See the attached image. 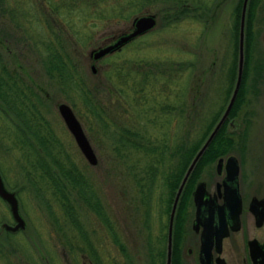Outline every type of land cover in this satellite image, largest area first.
I'll use <instances>...</instances> for the list:
<instances>
[{"label": "rangeland", "instance_id": "1", "mask_svg": "<svg viewBox=\"0 0 264 264\" xmlns=\"http://www.w3.org/2000/svg\"><path fill=\"white\" fill-rule=\"evenodd\" d=\"M166 1L70 0V10L64 7L62 13L55 17L52 6L65 5V0H14V3L18 4L17 14L20 16L17 21L25 23V28L33 29L30 32L36 38L47 37L49 25L52 23L53 35L62 34V43L76 64L75 70L79 77L87 87H92L96 91L95 106L92 105L90 110L81 104L82 101L75 90L63 91L58 87L57 80L50 78L42 63V43H39L37 50L27 39L29 33L26 35L24 31L23 36V32L20 34L14 32L17 30L15 27L10 29V22L15 25L13 20L15 17L10 19L9 16H4L0 8V67L3 63L6 64L10 71L24 78V84L27 83L35 88L34 91L40 98L42 113L58 140L59 152L61 150L65 158L73 161L74 166L83 170L94 183L106 207L108 217L115 222L121 241L126 247L130 257L128 264H147L142 216L144 209L139 204L140 195L136 192L129 171L125 168L121 156L114 152L117 140L115 131L121 126L138 128L141 122H150L140 115L135 107V102L140 100L138 96L141 92H138V88L136 91L135 86L141 82V75H139L140 79L137 77L134 81H132L134 75L127 78L130 67L135 68L140 65V73L156 74L160 68L165 67L162 65L168 63L172 68H176L179 63L193 62L195 81L199 83L195 89L202 95L203 107L208 108L207 112L212 116L217 112L221 115L220 111L225 105L227 73L222 61L225 54L227 60L230 59L227 51L231 43L227 31L230 28L233 8L238 0H216L210 10L196 3H190L186 8L190 16L186 18L179 15L180 8L173 3L174 0L169 1L170 5ZM32 2H38L44 8V14L39 9L32 8L30 5ZM166 7H170L171 12L167 11L169 15L165 13ZM260 13L264 18V11ZM144 15L155 17L156 23L152 29L138 35L113 52L98 59L93 57L95 51L129 33L133 29L134 19ZM178 16L180 18L176 19ZM257 25L259 28L255 30L258 33L251 47L252 62L250 61L242 95L243 103L235 117H231L229 113L230 119L223 128L225 134L229 133L225 137H230L232 140L231 143H227L228 152L224 153L223 160L229 154H241L244 151L242 155L247 157L245 167L248 171L254 172L258 170L256 161L264 157V19L261 18ZM5 29L6 36H3ZM12 36L21 39L10 40ZM244 60L243 43V66ZM236 62V72H238L239 50ZM122 63L124 69L119 67ZM259 65L261 72L260 76H257L255 74L257 71L254 69ZM236 79L237 74L233 80L232 90ZM242 79L243 77L241 83ZM151 90L153 89L148 91ZM60 103L69 105L81 123L97 156L95 165H91L86 160L74 136L68 130L58 111ZM94 107L98 116L92 112ZM3 110L5 111V101L0 99V174L5 188L15 193L18 199L19 212L24 225L16 231H9L4 227V224L13 226L16 222L8 203L0 198V264H90L82 250L84 240L79 230L64 221L63 216L58 223L55 222L49 214V209L45 207L46 203L36 196L28 183L26 170L17 166L18 154L12 149L10 143L12 140L5 141L4 133L9 132L11 127L1 114ZM10 118V123L17 122L12 115ZM230 122H235L237 126L230 127ZM244 125H246V129L244 128L246 137L243 145L240 139L236 140V131ZM173 126L176 127V121L173 122ZM149 131L151 134L154 133L152 127ZM215 149L213 146V149L208 151V155H212ZM217 161L207 166V160L200 165V169L207 166L204 173L215 172ZM65 163L67 169L73 165L68 160ZM78 212V223L87 233V239L91 238L103 256L109 257V264L114 263L113 259L126 264L118 245L111 241L110 232L104 231L96 222L94 215L85 212L84 208L81 207ZM153 225L154 233L160 230L154 219ZM187 239H190V236ZM178 243L176 241V247H179ZM67 245L76 248L79 246L78 252L83 255L80 257L78 252L76 255L65 247ZM186 248L183 254L184 261L181 264L184 262L191 264L189 256L186 255Z\"/></svg>", "mask_w": 264, "mask_h": 264}, {"label": "trees", "instance_id": "2", "mask_svg": "<svg viewBox=\"0 0 264 264\" xmlns=\"http://www.w3.org/2000/svg\"><path fill=\"white\" fill-rule=\"evenodd\" d=\"M69 1L65 0V5L52 6V10L56 14L55 17H57V14L62 13L64 7L70 10L71 3L69 4ZM169 1L171 0L166 2L169 4ZM174 1L173 3L180 8L179 15L185 18L190 16L188 9H186L190 6V3H196L200 7H206L210 10L216 2V0ZM168 4L166 5L169 6L170 4ZM30 5L44 14V8L38 2H32ZM242 5L243 0H238L235 4L231 14L230 28L227 31L231 46L227 51L230 59L227 60V54H225L222 61V66L226 67L227 86L224 94L225 105L220 111L221 113L225 109L227 97L232 90L233 80L237 74L236 61ZM0 8L4 16H9L10 19L15 17L13 19L15 25L10 22V29L15 27L17 30H14V32L17 31L19 34L23 32V36L24 31H26V35L29 33L30 36L27 39L37 50H39V43H42V63L45 72L51 79L57 80L58 87L66 92L75 90L82 101L81 104L87 109L90 110L92 105L95 106V89L87 87L83 79L79 77L75 70L76 64H74L62 43V34L53 35L52 21L55 20L51 21L52 25L49 23L47 37L40 38L39 36L36 38L30 32L33 29L30 27L25 28V23L17 21L20 17L17 14V2L14 3V0H0ZM164 9L166 10L165 13L169 15L171 12L170 7ZM263 11L264 0L247 1L244 21L245 60L242 73L243 79L238 96L229 112L231 117L236 115L242 104L240 97L244 93L247 74L249 73L252 59L251 47L255 35L257 37L258 31H255L259 28L257 24L260 23L261 18L264 19L260 13H263ZM179 18L178 16L176 19ZM42 23L44 22L42 21ZM1 31H3V28H1ZM6 32L5 29L3 36H6ZM12 37H10V40L16 39L18 41L21 39L20 37L18 39ZM41 52L38 53L41 54ZM123 63L126 64L127 62L123 61ZM123 63L119 66L121 69H124ZM137 66L135 68L131 66L126 77L130 78L134 75L132 78V81H134L141 75V82L135 86L136 91L137 88L138 92L141 91L138 96L140 100L135 102V107L139 114L150 122H141L138 128L129 125L119 127L115 131L117 140L114 152L121 156L123 164L134 182L136 192L140 195L139 204L144 209L142 210V216L147 264H166L167 224L175 193L193 157L207 138L215 122L218 121L220 114L217 112L215 115L210 116L207 112L209 111L208 108L203 107L202 95L195 89L196 86H199V83L195 81V65L193 62L179 63L176 68H172L168 63L162 65L166 68H160L159 73L156 72V74L140 73V65ZM10 70L4 63L0 67V99L5 101V111L3 110L1 114L4 115L5 121L9 122L11 127V130L4 133V135H6L5 141L12 140L10 142L12 149L18 154L17 166L26 170L25 176L28 183L32 186L36 196L46 203L45 207L49 209V214L55 222L58 223L61 216H63L64 221L69 222L79 230L80 236L84 240L82 250L89 259L90 264H109L110 262L108 261L109 257L103 256L92 239H87V233L78 223V210L81 207L88 214L94 215L96 222L104 231L110 232L111 241L118 245L122 257L128 264L130 257L126 247L121 241L115 222L108 217L106 207L94 183L83 170L74 166L73 161L66 159L61 150V153L59 152L58 140L50 130L49 122L46 121L42 113L38 93H35L34 87L27 83L24 84L25 80L22 76ZM254 71H257L255 73L257 76H260L261 66L259 65ZM149 89L153 90L148 91ZM219 96L223 95L219 94ZM92 112L98 116L95 107ZM10 115L17 121L15 124L10 123ZM173 120L176 121V127L173 126ZM224 126L217 132L196 164L193 171L194 177L203 162L208 160V163H210L228 152L226 148L229 145L227 143H231L232 140L225 137ZM151 127L153 134L149 131ZM15 137L17 142H14ZM213 146L216 149L209 156L208 151L213 149ZM64 158L73 164L71 167L67 166L68 169ZM194 177L189 180L181 195V201L178 203L173 225L171 264H181L176 247L178 218L182 200L187 198ZM75 196L78 198H75ZM79 196H82V198ZM153 219L160 227V230L158 229L156 233L153 232ZM65 247L68 250L71 249L76 255L79 251V246L78 248L69 245ZM78 253L80 257L83 255L80 252ZM113 261V264H122L117 259H113Z\"/></svg>", "mask_w": 264, "mask_h": 264}, {"label": "flooded vegetation", "instance_id": "3", "mask_svg": "<svg viewBox=\"0 0 264 264\" xmlns=\"http://www.w3.org/2000/svg\"><path fill=\"white\" fill-rule=\"evenodd\" d=\"M237 96L238 93L236 98ZM240 99L243 103L244 98L241 96ZM238 112L239 110L236 115ZM228 119L230 118L225 119L219 130ZM216 124L217 121L213 128ZM231 126L236 127L237 124L230 122ZM244 128L246 129V125L237 131L235 129L236 140L240 139L243 145L246 137ZM243 152L229 154L224 160L225 154H222L208 163L207 166L218 160L215 172L204 173L207 167L204 166L194 177L195 166L189 175L186 186L191 178L194 177V181L187 198L182 200L176 235L181 263L184 261L183 254L187 247L186 255L189 256L191 264H264V157L256 161L258 170H255V173L245 167L247 157H243ZM230 156L234 157V164L237 165L235 174L228 169ZM198 187L203 190L199 205L195 201ZM206 232L209 235L208 258L202 252ZM189 236L190 239H187Z\"/></svg>", "mask_w": 264, "mask_h": 264}, {"label": "water", "instance_id": "4", "mask_svg": "<svg viewBox=\"0 0 264 264\" xmlns=\"http://www.w3.org/2000/svg\"><path fill=\"white\" fill-rule=\"evenodd\" d=\"M247 1L248 0H243L241 19H240V30H239V40H238L239 63H238V70H237L238 72H237L236 83H235L232 95L230 97V100L227 104V107H226L224 113L222 114L221 118L219 119V121L217 122V124L215 125V127L213 128V130L211 131V133L209 134V136L205 140V142L202 144V146L200 147V149L197 151L196 155L192 159V161H191V163H190V165H189V167H188V169H187V171H186V173H185V175H184V177L180 183V186L176 192L174 202L172 205V209H171V213H170V217H169V224H168V244H167L166 264L171 263L172 226H173L174 215H175L177 203H178L180 194L182 192V189H183V187L187 181V178H188L190 172L195 167V164L197 163L198 159L200 158L202 153L205 151L207 146L210 144L211 140L213 139V137L215 136V134L219 130L222 123L227 118L228 113H229V111H230V109L234 103V100L236 98V95L238 93V90H239V87L241 84V77H242V72H243L244 21H245V12H246ZM155 23H156V19L153 15H144V16L136 17L133 21V24H132L133 29L129 33H126V34L120 36L114 43L109 44L106 47H102L98 51H95L93 54V57L95 59H98L107 53H110L116 49H119L121 46H123L125 43L129 42L133 38H135L138 35H141L147 31H149L150 29H152L154 27ZM58 111H59L61 117L63 118L68 130L74 136V139H75L81 153L83 154V156L86 158V160L91 165H95L97 163V156H96L93 148L91 147V145H90V143H89V141H88V139H87V137L83 131L81 123L77 119L72 108L65 103H60L58 105ZM234 163H235L234 157L230 156L228 158V169H229V172H232L233 174L237 173L236 172L237 165ZM202 195H203V190L200 187H198L196 192H195V201L198 205L201 202ZM0 197L8 203V205L10 207L11 215L16 222L15 225H13V226H11L9 224H4V227L9 231H16L20 228H23L24 221H23V219L20 215V212H19L18 199H17L15 193L8 191L5 188L1 174H0ZM207 235H208V232H206L204 235L205 243H203V245H202V252H204L206 257L208 258V247H207V245H208L209 235L208 236Z\"/></svg>", "mask_w": 264, "mask_h": 264}]
</instances>
